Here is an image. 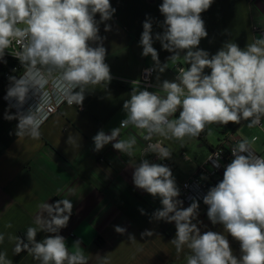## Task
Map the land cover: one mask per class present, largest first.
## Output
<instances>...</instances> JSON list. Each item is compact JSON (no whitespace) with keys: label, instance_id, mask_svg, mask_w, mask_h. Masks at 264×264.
I'll use <instances>...</instances> for the list:
<instances>
[{"label":"clouds","instance_id":"obj_1","mask_svg":"<svg viewBox=\"0 0 264 264\" xmlns=\"http://www.w3.org/2000/svg\"><path fill=\"white\" fill-rule=\"evenodd\" d=\"M213 2L162 0L159 11L164 17L160 25L163 32L155 37L151 18L145 19L139 41L142 56H151L154 69L160 73L168 68V63L161 64L153 47L155 39L172 53L168 62L182 61L187 67H179L174 80L159 82V91L133 89L123 103L126 118L110 134L97 132L93 137L95 151L111 143L115 150L131 157L136 137L118 139L121 128L129 125L146 140L156 135L180 141L199 137L213 124L247 121L250 128L261 125L264 36L255 37L244 48L226 41L213 55L200 49L201 40L208 36L201 14ZM115 12L110 0H0V62L6 63V51L15 44L19 50L11 54L24 68L19 78L9 77L11 83L5 98H14L17 105L23 106L30 90L37 96L51 81L56 85L59 102L66 100L69 105L82 108L86 92L94 91L99 85L107 88L113 78L105 62L106 38L99 35V25L111 20ZM110 30L111 26L105 23L104 31ZM50 103L51 97L45 91L34 110L30 108L27 113L16 115L5 113L4 118L18 119V137L38 139ZM68 143L78 146L74 135H69ZM149 152L157 154L160 160L172 156L170 150L158 144H150L145 154ZM231 154L233 159L225 166L222 180L208 190L203 203L208 206L210 222L223 225L224 233L239 242V257L233 253L228 235L211 230L201 233L193 223L198 202L187 208L178 207L182 204L177 199L180 190L168 166L147 159L134 166V185L160 198L162 208L152 214V219L175 223V237L170 242L177 253L185 248L189 250L186 264H264V156L253 152L252 141L248 139L233 147ZM215 156L214 166L218 167L220 153ZM40 207L47 217L38 216L35 223L39 231L49 234L37 241L38 228L30 226L23 239L9 236L17 241L14 252L27 251L40 264H87L81 241H75V250L69 251L65 237L59 234L72 215L71 200L59 199ZM140 212L145 214L143 209ZM114 230L120 234L126 232L121 226H115ZM153 234L145 230L142 236ZM4 239L0 234V243ZM0 264H11L6 252H0Z\"/></svg>","mask_w":264,"mask_h":264},{"label":"crops","instance_id":"obj_2","mask_svg":"<svg viewBox=\"0 0 264 264\" xmlns=\"http://www.w3.org/2000/svg\"><path fill=\"white\" fill-rule=\"evenodd\" d=\"M110 2L116 9L112 19L105 22L111 30L105 32V23H101L99 35L106 38L103 41L107 50L105 62L110 66L113 78L107 88L99 85L94 91L85 93L83 110L76 106L64 107L40 129L38 139L18 137L19 121L4 118L5 113L14 114L0 98V234L5 237L0 243V252H6L11 264H40L27 251L16 254L17 241L10 240L9 236L23 239L31 226L38 228L37 241L45 238L49 233L39 231L35 223L38 216L47 217V212L40 206L47 202L54 204L59 199H70L73 204L72 217L59 234L65 237L69 251L75 250L73 243L81 238L87 264H186L189 250L185 248L177 253L170 242L175 237V223L152 219V214L162 208L160 198L134 185V166L141 159L155 163L157 154H145L147 144L160 142L172 152L169 168L180 188L227 138L237 142L243 140L239 133L243 132L247 121L230 122L227 129L210 126L205 135L185 137L183 141L156 135L146 140L137 129L128 127L121 128L118 139L136 137L131 157L115 150L111 143L100 151L94 150L93 137L100 130L110 134L112 129L119 127L126 118L124 101L130 98L133 89L143 90L136 83L141 71L145 67H154L151 56L141 54L139 41L143 22L151 18L153 37L163 32L160 25L164 17L159 11L162 0ZM201 16L208 36L201 40L200 49L213 55L226 41L244 48L255 37L262 36L253 29L264 30V0H214ZM96 19L99 20V14ZM153 47L161 64L168 63L163 73L156 70L155 86L165 79L174 80L177 69L187 67L182 61L168 62L172 53L164 50L155 39ZM205 71L210 73V69ZM175 115L178 117L179 113ZM69 135H74L78 146L68 143ZM259 154L264 156V147ZM201 177L207 182L215 179L210 167L201 173ZM177 199L182 202L178 207L190 206L180 195ZM140 209L145 214L142 215ZM193 223L201 233L209 230L224 233L223 225H213L200 206ZM9 224L11 227L6 226ZM115 226L124 227L126 232L117 233ZM145 230L154 234L142 236ZM228 239L233 253L239 257V242L230 235Z\"/></svg>","mask_w":264,"mask_h":264},{"label":"built area","instance_id":"obj_3","mask_svg":"<svg viewBox=\"0 0 264 264\" xmlns=\"http://www.w3.org/2000/svg\"><path fill=\"white\" fill-rule=\"evenodd\" d=\"M254 32L257 34H261L262 36H264V30L258 28V27H254ZM19 50V46L18 45H13L11 48H9L6 51L4 60L6 61V63L4 62H0V77H3V82L6 84L7 89L5 91V93L3 94V96L1 97V99L7 104V106L10 108V110L12 111V113L14 115H16L17 113L23 112V113H27L28 110L31 109H35L36 106L39 103V99L40 96L43 95V93L46 91L49 96L51 97V103L47 106V108L45 109L46 112V118L44 119V122L42 123L40 129L45 125V123H47L54 115H56L57 113H59L61 111L62 108L64 107H78L77 105L73 104V105H69L67 103V101H63V102H59L57 99V94H56V85L53 82H49V84L47 85L45 90H42L41 93H39L37 96L33 94V92L30 90L28 98L26 99V102L23 104V106H19L17 105V101L13 98V99H6V95H7V90L10 86V80L9 77L10 76H15L17 78H19L21 75H23L24 72V68L21 65V63L19 62L18 59H16L11 53H15L16 51ZM156 70L154 69V67H145L143 68V70L141 71V77L140 80L137 81L136 83L138 85H140L143 90L146 89L148 91H159V89L157 88V86L154 85L153 83V78L155 76ZM163 94V93H161ZM80 110H83V107H79ZM262 121H261V125H258L259 127H262ZM210 126H214L220 129H227L228 128V124L227 125H210ZM209 126V127H210ZM128 127H133L131 125H129ZM126 127V128H128ZM209 127L205 129L204 132H202V135H205L207 133V131L209 130ZM125 129V128H123ZM258 138H254L252 142H257ZM239 142L237 141H232L230 138H227L226 141H224L223 143H221L216 149H214L210 155L208 156V158L205 160L204 164L200 167L199 171L196 172L191 178H189L188 180H186L185 182H183L180 185V197L182 198V200L191 205L194 201L199 203V206L202 207L206 212L208 210V206L205 205L203 203V197L207 194L208 190L215 186L220 180H222L223 178V172H224V168L225 166L231 162V160L233 159L232 154H231V149L233 147H235ZM150 144H158L162 147L163 144L160 142H149L147 144L148 148ZM253 152L256 155L261 156L253 147H252ZM215 153H220V156L218 158V164L219 166L216 167L214 166L217 163V158L215 156ZM169 159H165V160H160L158 158V155L154 158V162L158 163V164H163L169 167ZM207 167H210L212 169V174L214 176V182H207L204 181L201 177V173L203 171H206ZM216 176V177H215ZM72 217V215H71ZM70 217V218H71ZM74 236V235H71ZM77 240L81 241V238H77Z\"/></svg>","mask_w":264,"mask_h":264},{"label":"rangeland","instance_id":"obj_4","mask_svg":"<svg viewBox=\"0 0 264 264\" xmlns=\"http://www.w3.org/2000/svg\"><path fill=\"white\" fill-rule=\"evenodd\" d=\"M262 127H248V122L246 123L245 129L243 132L239 133V136L242 139H248L249 141H253V139L256 137L258 138L257 143L252 142V147L258 151L259 153L263 152L264 147V120H262Z\"/></svg>","mask_w":264,"mask_h":264},{"label":"trees","instance_id":"obj_5","mask_svg":"<svg viewBox=\"0 0 264 264\" xmlns=\"http://www.w3.org/2000/svg\"><path fill=\"white\" fill-rule=\"evenodd\" d=\"M7 89L6 84L3 82V77H0V98L3 96Z\"/></svg>","mask_w":264,"mask_h":264}]
</instances>
